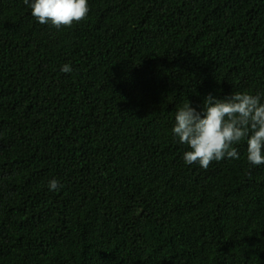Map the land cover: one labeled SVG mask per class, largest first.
I'll return each mask as SVG.
<instances>
[{
	"label": "trees",
	"instance_id": "trees-1",
	"mask_svg": "<svg viewBox=\"0 0 264 264\" xmlns=\"http://www.w3.org/2000/svg\"><path fill=\"white\" fill-rule=\"evenodd\" d=\"M88 4L57 29L0 0V264H264V164L188 165L171 131L264 102V0Z\"/></svg>",
	"mask_w": 264,
	"mask_h": 264
},
{
	"label": "clouds",
	"instance_id": "clouds-1",
	"mask_svg": "<svg viewBox=\"0 0 264 264\" xmlns=\"http://www.w3.org/2000/svg\"><path fill=\"white\" fill-rule=\"evenodd\" d=\"M31 15L40 24H51L59 29L71 28L85 20L90 11L88 0H23ZM63 73L73 71L64 64ZM172 135L187 146L183 154L188 165L197 163L207 170L213 161L239 159L237 145L246 142L247 161L253 166L264 164V102L260 94L232 92L223 98L209 93L202 111L191 102L179 107L175 114ZM62 185L56 179L48 182L50 191Z\"/></svg>",
	"mask_w": 264,
	"mask_h": 264
},
{
	"label": "rangeland",
	"instance_id": "rangeland-1",
	"mask_svg": "<svg viewBox=\"0 0 264 264\" xmlns=\"http://www.w3.org/2000/svg\"><path fill=\"white\" fill-rule=\"evenodd\" d=\"M112 46H116L115 43H114V39H113V37H112L111 40H110V48H111Z\"/></svg>",
	"mask_w": 264,
	"mask_h": 264
}]
</instances>
